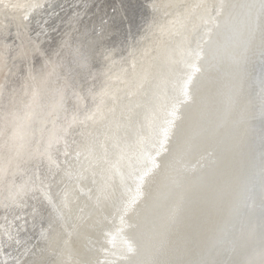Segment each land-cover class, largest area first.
Masks as SVG:
<instances>
[{
	"label": "bare ground",
	"instance_id": "obj_1",
	"mask_svg": "<svg viewBox=\"0 0 264 264\" xmlns=\"http://www.w3.org/2000/svg\"><path fill=\"white\" fill-rule=\"evenodd\" d=\"M6 26L0 264H264V0H0Z\"/></svg>",
	"mask_w": 264,
	"mask_h": 264
},
{
	"label": "rangeland",
	"instance_id": "obj_2",
	"mask_svg": "<svg viewBox=\"0 0 264 264\" xmlns=\"http://www.w3.org/2000/svg\"><path fill=\"white\" fill-rule=\"evenodd\" d=\"M175 6H176V4H175L174 6H172V7H170L169 10H168V12H173ZM163 9H164V7L160 10V12H161L160 20H161V18H162ZM10 15H11V14L5 16L4 18L9 17ZM160 20L158 21L159 24H160V22H161ZM30 21H31V20L28 19L26 23H29ZM158 23H157V24H158ZM29 24H30V23H29ZM2 30H4V34H3V35L0 34V37H1V38L7 39V37H12V36L14 35V30H13V28L10 27V26H6V27L2 28ZM2 30H0V32H1ZM53 211H54V210H53L52 208H49V209L46 211V216H48V217L50 218V219H49V224L53 222L54 217H55V216L53 217Z\"/></svg>",
	"mask_w": 264,
	"mask_h": 264
},
{
	"label": "snow or ice",
	"instance_id": "obj_3",
	"mask_svg": "<svg viewBox=\"0 0 264 264\" xmlns=\"http://www.w3.org/2000/svg\"><path fill=\"white\" fill-rule=\"evenodd\" d=\"M195 55L197 56V57H199V55H200V53H195ZM133 249L132 248H129V251H132Z\"/></svg>",
	"mask_w": 264,
	"mask_h": 264
}]
</instances>
